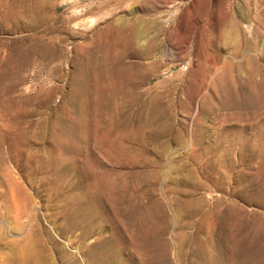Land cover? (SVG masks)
Masks as SVG:
<instances>
[{
	"label": "rangeland",
	"instance_id": "374dc122",
	"mask_svg": "<svg viewBox=\"0 0 264 264\" xmlns=\"http://www.w3.org/2000/svg\"><path fill=\"white\" fill-rule=\"evenodd\" d=\"M32 4L0 0V263H172L197 215L184 264H264V0Z\"/></svg>",
	"mask_w": 264,
	"mask_h": 264
},
{
	"label": "bare ground",
	"instance_id": "6f19581e",
	"mask_svg": "<svg viewBox=\"0 0 264 264\" xmlns=\"http://www.w3.org/2000/svg\"><path fill=\"white\" fill-rule=\"evenodd\" d=\"M29 1L30 0H5V3H6L5 9L6 10L4 11V14L1 17L4 20H8V22H10V23L12 22V23L16 24V23H18V21H20V19H22L24 17L26 12H31V13L35 12L36 13V11L38 9L37 6L32 4L33 0L31 1L30 4H29ZM16 5H17V8L15 9L14 7ZM105 6H106V4L102 3V5L87 7L83 10V13H81L79 15L81 17H85V16L91 15V14H93L94 16L97 14L100 15V13H103ZM98 15H97V17H98ZM94 16H92V17H94ZM91 22H93V19L90 20V23ZM12 23H11V25H14ZM107 28L109 30H114L111 22H108ZM36 47L37 46H35V48ZM35 48H33V49H35ZM50 50H51L50 49V43H41V46L38 48V52L39 53L42 52L40 55H42L43 58L47 59V60H49L53 57V53ZM174 216L176 219L177 218L181 219V217H182V215H174ZM186 216L188 217V220L182 224L178 223L179 225H177L178 231L176 233V237H177V242H178V249L174 254V260L175 261L171 263L167 258V254L165 255V257H163L164 256V254H163L161 256V261H159V262L153 261V262H151V264H184L183 263V254H184L183 253V246H184L186 238L188 237L185 229H190V228L199 229V227L197 226V225H199V221H196L194 218L197 215H186ZM210 243H211V236H206L204 239H201V244H203L208 249H210V252H208V254H207L208 256H201V258H199V259L198 258L196 259L197 256H194L195 259H191V261L188 264H227L225 261H222L221 259L219 260V258L215 257L211 253ZM0 264H17V263H13L10 261L8 263L2 262ZM20 264H27V262H25V259L23 257H22V262Z\"/></svg>",
	"mask_w": 264,
	"mask_h": 264
}]
</instances>
